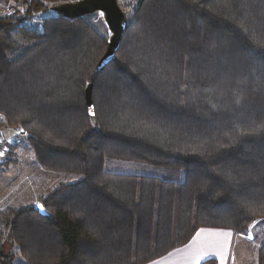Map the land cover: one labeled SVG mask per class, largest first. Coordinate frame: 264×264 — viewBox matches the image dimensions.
Returning a JSON list of instances; mask_svg holds the SVG:
<instances>
[{
	"label": "trees",
	"instance_id": "obj_1",
	"mask_svg": "<svg viewBox=\"0 0 264 264\" xmlns=\"http://www.w3.org/2000/svg\"><path fill=\"white\" fill-rule=\"evenodd\" d=\"M45 9L20 0L0 15V130L25 134L42 170L78 179L39 197L49 218L0 210L26 264H147L201 228L264 224V0H139L100 73L109 37L86 16L24 26ZM106 159L184 181L110 173ZM1 237L0 264H15Z\"/></svg>",
	"mask_w": 264,
	"mask_h": 264
},
{
	"label": "rangeland",
	"instance_id": "obj_2",
	"mask_svg": "<svg viewBox=\"0 0 264 264\" xmlns=\"http://www.w3.org/2000/svg\"><path fill=\"white\" fill-rule=\"evenodd\" d=\"M0 1V15H4L13 12L16 4L20 0ZM76 1L78 0H38L46 9L36 16H40L43 19L46 16H55L57 14L51 10L52 6ZM138 1L139 0H119V7L130 17ZM99 13L100 12H95L91 15H86V21L101 34H106L110 37V32L104 21V16L100 17ZM25 27L28 26L26 25ZM33 29L39 30L40 28L35 27ZM222 96L224 97L223 94ZM7 129L10 133L16 130L13 128ZM22 140L23 137L20 136L19 142L16 144L17 149L11 156L8 153L4 159V161L6 159H12L15 163L0 172V210L9 207H34L39 197L46 195L60 184L75 183L78 179L76 176H68L42 170L35 162L29 145ZM103 167L105 171L110 173L150 176L175 183H182L184 181V172L182 170L158 168L137 162L106 159ZM0 233L2 236L1 240L4 253L8 254L11 252L17 255L16 247L5 240V231L2 226H0ZM238 234L239 237H237L238 239L235 242L234 248L236 255L235 264H258V250L264 243V224L256 221L251 224L245 232ZM15 264L26 263L17 255Z\"/></svg>",
	"mask_w": 264,
	"mask_h": 264
},
{
	"label": "water",
	"instance_id": "obj_3",
	"mask_svg": "<svg viewBox=\"0 0 264 264\" xmlns=\"http://www.w3.org/2000/svg\"><path fill=\"white\" fill-rule=\"evenodd\" d=\"M51 10L66 19H76L95 12H103L110 37L106 52L98 62L97 72L100 73L108 63L114 60V55L119 48L127 26L126 15L119 7L118 0H78L71 3L56 4L51 7ZM91 93L92 84H89L85 90V104L88 110L91 109L93 111L94 106ZM37 205L42 204L37 203L33 207L37 214L41 217L49 218L50 216L45 209L41 211Z\"/></svg>",
	"mask_w": 264,
	"mask_h": 264
},
{
	"label": "crops",
	"instance_id": "obj_4",
	"mask_svg": "<svg viewBox=\"0 0 264 264\" xmlns=\"http://www.w3.org/2000/svg\"><path fill=\"white\" fill-rule=\"evenodd\" d=\"M6 133H10L9 130ZM201 229L205 231L201 232ZM201 229L185 246L147 264H201L212 259L216 261V264H235L234 248L239 234L227 229ZM229 231L232 233L231 237L222 234ZM197 233L200 235L197 236Z\"/></svg>",
	"mask_w": 264,
	"mask_h": 264
},
{
	"label": "built area",
	"instance_id": "obj_5",
	"mask_svg": "<svg viewBox=\"0 0 264 264\" xmlns=\"http://www.w3.org/2000/svg\"><path fill=\"white\" fill-rule=\"evenodd\" d=\"M30 20L32 24H40V21L42 22V18L40 16H35ZM7 130V128L0 130V153H3V155H0V164L8 155L11 146L17 144L19 142V137L23 135V133L16 130L12 133H6Z\"/></svg>",
	"mask_w": 264,
	"mask_h": 264
},
{
	"label": "snow or ice",
	"instance_id": "obj_6",
	"mask_svg": "<svg viewBox=\"0 0 264 264\" xmlns=\"http://www.w3.org/2000/svg\"><path fill=\"white\" fill-rule=\"evenodd\" d=\"M99 16L100 17H103L104 16V13L103 12H100L99 13ZM89 112H90V114H93L94 115V113L91 112V109H89ZM21 131H23V129H21ZM0 155H3V153H0ZM37 207H39L41 211H44L43 205H37ZM200 231L203 232L205 230L204 229H201ZM222 234L225 235V236H227V237H231V235H232V233L230 231L229 232L222 233ZM199 235H200V233H197V236H199Z\"/></svg>",
	"mask_w": 264,
	"mask_h": 264
},
{
	"label": "bare ground",
	"instance_id": "obj_7",
	"mask_svg": "<svg viewBox=\"0 0 264 264\" xmlns=\"http://www.w3.org/2000/svg\"><path fill=\"white\" fill-rule=\"evenodd\" d=\"M33 17H35V16H33ZM33 17H31V18H33ZM30 18V19H31ZM42 18V17H41ZM27 20L25 23L26 24H24L25 26L27 25L28 27H30V28H35V27H38V28H41V26H42V23H43V18H42V22L40 21V24H32L31 23V20ZM21 137H25V134H23ZM10 152V151H9Z\"/></svg>",
	"mask_w": 264,
	"mask_h": 264
}]
</instances>
